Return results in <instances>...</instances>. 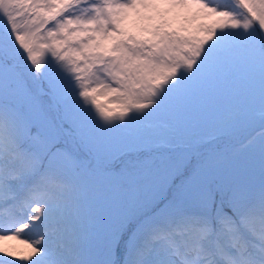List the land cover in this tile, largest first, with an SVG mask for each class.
Segmentation results:
<instances>
[{
  "label": "snow or ice",
  "instance_id": "1",
  "mask_svg": "<svg viewBox=\"0 0 264 264\" xmlns=\"http://www.w3.org/2000/svg\"><path fill=\"white\" fill-rule=\"evenodd\" d=\"M0 254L264 264V0H0Z\"/></svg>",
  "mask_w": 264,
  "mask_h": 264
},
{
  "label": "rangeland",
  "instance_id": "2",
  "mask_svg": "<svg viewBox=\"0 0 264 264\" xmlns=\"http://www.w3.org/2000/svg\"><path fill=\"white\" fill-rule=\"evenodd\" d=\"M129 25L131 26L132 24V19L130 18L129 20ZM256 135V134H255ZM25 235L26 233L22 234L21 237L19 238V240H12V241H7L6 244L9 246V247H14V248H17V249H23L25 246L20 243L21 240H24L25 238ZM2 255V254H0Z\"/></svg>",
  "mask_w": 264,
  "mask_h": 264
},
{
  "label": "water",
  "instance_id": "3",
  "mask_svg": "<svg viewBox=\"0 0 264 264\" xmlns=\"http://www.w3.org/2000/svg\"><path fill=\"white\" fill-rule=\"evenodd\" d=\"M257 131H259V129H255V131L252 132V135H253L255 132H257Z\"/></svg>",
  "mask_w": 264,
  "mask_h": 264
}]
</instances>
